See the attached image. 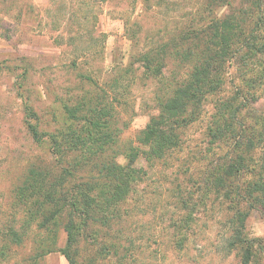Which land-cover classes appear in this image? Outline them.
<instances>
[{
	"label": "rangeland",
	"instance_id": "1",
	"mask_svg": "<svg viewBox=\"0 0 264 264\" xmlns=\"http://www.w3.org/2000/svg\"><path fill=\"white\" fill-rule=\"evenodd\" d=\"M96 1L97 20L92 23V12L87 13L85 30L74 34L61 24L62 0H0V244L10 226L26 232L20 244H10V255L0 264H67L59 251L30 260L42 242L38 241L37 221L22 222L23 214L35 206L22 204L17 186L33 163L44 168L50 160L49 165L54 162V156L45 140H33L26 126L25 106L33 109L40 131L53 132L65 123L62 105L87 93L101 94L116 104L120 148L127 151L132 145L145 152L147 148L137 143L136 135L157 113L154 97L159 81L146 76L136 58L156 41L165 40L167 30L202 9L204 3ZM224 11L221 7L217 13ZM172 68L170 63L166 75ZM180 72L182 69H177L174 74ZM230 77L218 97L233 91L231 81L242 87L233 68ZM243 93L235 95V104L242 108L237 117L242 124L237 123L235 130L244 125L243 137L264 132V85ZM216 99L208 97L199 118L181 131L180 149L168 159L146 161L141 153L133 165L146 174L123 206L126 214L121 230L124 245L131 242L138 246L137 264H241L237 251H227L226 220L232 201L239 198L234 195L235 184L242 185L243 190L247 181L258 178L257 173L264 177V143L249 153V167L241 179H232L233 194L225 195L221 189L218 192L211 182L235 151L231 137L218 143L209 140L207 125ZM117 161L127 163L123 154ZM246 203L245 199L240 201V207L246 209ZM262 203L248 206L245 222V233L258 237L262 245L261 249L255 246L252 264H264ZM53 230L59 236L57 247H63L64 232L56 227ZM79 249L81 258L90 254L85 244ZM104 264L115 263L105 258Z\"/></svg>",
	"mask_w": 264,
	"mask_h": 264
},
{
	"label": "trees",
	"instance_id": "2",
	"mask_svg": "<svg viewBox=\"0 0 264 264\" xmlns=\"http://www.w3.org/2000/svg\"><path fill=\"white\" fill-rule=\"evenodd\" d=\"M62 2L61 24L66 32L82 33L89 22L87 13L92 12V23L97 20L96 0ZM221 7L225 11L218 14ZM170 30L165 40L156 41L136 58L143 73L159 81L154 97L157 113L136 135L137 143L147 148L145 152L132 145L127 151L120 148L116 104L101 94L87 93L62 105L65 123L53 132L40 131L36 114L25 106L26 126L33 140H45L54 156L47 167L33 163L17 186L22 204L35 206L22 216L23 223L37 221L41 237L32 262L45 253L59 251L67 264H104L105 258L115 264H137L138 246L131 242L124 245L121 230L126 214L123 206L146 174L133 165L141 153L146 161H154L168 159L179 150L181 131L199 118L209 96H217L207 125L209 140L218 143L231 137L235 151L211 182L217 191L233 194L232 179H241L249 167V153L264 143L263 130L248 137L242 136L244 125L235 130L237 123L242 124L237 120L242 108L235 104V95L264 85V0H204L202 9ZM169 62L173 72L170 69L166 75ZM231 68L238 73L242 87L231 81L233 91L218 97L230 83ZM177 69L182 72L174 74ZM120 154L126 164L117 161ZM256 177L247 181L243 190L242 185L235 184L234 195L239 198L232 201L226 220L227 251H237L241 264H252L255 246L262 248L258 237L245 233L250 208L264 201V177L260 173ZM244 199L246 209L240 207ZM53 227L64 232L63 247H57L59 236ZM25 234L12 226L6 228L0 263L10 255V244H20ZM80 244L87 246L90 254L86 258H81Z\"/></svg>",
	"mask_w": 264,
	"mask_h": 264
},
{
	"label": "crops",
	"instance_id": "3",
	"mask_svg": "<svg viewBox=\"0 0 264 264\" xmlns=\"http://www.w3.org/2000/svg\"><path fill=\"white\" fill-rule=\"evenodd\" d=\"M62 260H63V259H62ZM63 263H64V261L61 262V264H63Z\"/></svg>",
	"mask_w": 264,
	"mask_h": 264
}]
</instances>
